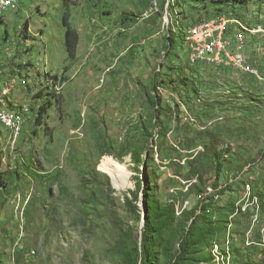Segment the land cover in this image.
Masks as SVG:
<instances>
[{
  "label": "rangeland",
  "instance_id": "rangeland-1",
  "mask_svg": "<svg viewBox=\"0 0 264 264\" xmlns=\"http://www.w3.org/2000/svg\"><path fill=\"white\" fill-rule=\"evenodd\" d=\"M12 1L0 9V110L24 122L16 142L0 124V264H264V84L187 52L202 20L190 23L217 3ZM243 10L248 23L228 24L261 42L264 0ZM179 25L190 26L174 43ZM106 159L124 164L125 188L100 169ZM215 183L228 188L209 215L199 197ZM247 183L258 203L231 219ZM152 199L175 214L147 219ZM169 217L145 254L146 224ZM220 220L226 235L216 232L220 249L209 251L201 235Z\"/></svg>",
  "mask_w": 264,
  "mask_h": 264
},
{
  "label": "built area",
  "instance_id": "built-area-1",
  "mask_svg": "<svg viewBox=\"0 0 264 264\" xmlns=\"http://www.w3.org/2000/svg\"><path fill=\"white\" fill-rule=\"evenodd\" d=\"M16 6L17 3H13L12 0H0L2 13H6ZM263 46V35H261V42H252L248 40V37H241L240 33L234 31L233 24L225 23L223 13L217 14L215 17L205 18L199 26L193 27V40H187V52H192L196 65L209 64L223 72L238 71L262 84H264ZM23 115L24 113L21 111L5 108L0 110V124L10 131V139L13 142H16L23 131ZM223 187L220 184L206 185L200 193V204L204 206L211 201L218 202L222 198L221 189ZM244 188L245 194L237 201L236 210L230 215L231 219L240 212H244L250 205L252 198V205L254 202L258 203L256 195L252 194L251 185L247 183ZM176 210L178 213L182 211L180 207H177ZM262 228L264 230V227ZM253 229L252 227L248 231V236L252 234ZM223 248L225 251H229V247ZM213 249V251H219L220 245L216 243Z\"/></svg>",
  "mask_w": 264,
  "mask_h": 264
},
{
  "label": "trees",
  "instance_id": "trees-1",
  "mask_svg": "<svg viewBox=\"0 0 264 264\" xmlns=\"http://www.w3.org/2000/svg\"><path fill=\"white\" fill-rule=\"evenodd\" d=\"M214 2L217 3V7L215 9L216 11L214 14L208 16L207 18L216 16L217 14H220V13H224L227 16L231 15V17H235V18L242 20L243 23H248V20L250 19L251 16H247V13L245 10H243V8H245L247 5H250L252 3V0H214ZM203 19L204 18L200 19L199 21L195 20V21L191 22L190 25H193L197 22H200ZM68 21H69V14H66L65 22L68 24V29H67V33H66V40H67L66 42H67V46H68L69 57L71 60H75L77 57L76 51H77L78 39H77L76 32L73 29H71ZM259 22L264 24V22L261 19L259 20ZM259 22L257 21L256 23H259ZM190 25H188V26L179 25V28L176 29V31H175V37L174 36L170 37V41H173L175 43L176 42L175 40L179 39V40H182L183 42H185L183 30L185 28L189 27ZM186 40H187V38H186ZM54 78L56 79V76H54ZM187 79H189V78H187ZM193 82L196 84L197 87L199 86V84L196 81L193 80ZM133 160L137 166L136 169L139 170L138 165L142 161L140 156L137 154L133 158ZM144 161L145 160H143V162ZM218 163H220V161ZM2 183H5V182L0 181L1 185H2ZM139 183H140V181H139ZM214 185H218V183H215ZM139 188H141V185H138V189L136 191L135 190L132 191V194H133L132 203L136 202L139 198V196H138ZM227 188L228 187L224 186L221 189L222 195L226 192ZM203 190H204V188L202 189V191ZM216 203L217 202H215V201L214 202L211 201L207 205H204L205 212L209 213V215H215L216 210H217L216 208H218V207H216ZM235 210H236V207H235V205H233V212L232 213H234ZM146 211L148 213L147 219H149V217H152V216H156V218L161 217V216L166 217L168 214L172 215V213H173V215H174L176 212L174 210V207L167 206V205L162 206L161 203L156 199H152L146 205ZM194 213H195L194 211L186 212V216H188V218L190 216L193 217ZM169 221H170V217L165 219L162 223L155 225V227H152V225H150L149 223L146 224L147 228H146L145 233H144V246H143V251H145V254H146L147 248L149 247L151 242L155 244V239H152V237L150 236V233L154 232V231L157 233L163 232L165 227L168 225ZM218 224H219L218 229L214 230L213 228H210L207 231L206 236H204L203 234L201 235V239H200L201 244H202L203 248L208 244L207 250H209V251L213 248V246L216 243H218V240L216 239V232H220V234H222V232L225 233L226 221L220 220L218 222ZM225 235H226V233H225ZM205 249H206V247H205ZM141 264H150L149 261L147 260V257L142 260Z\"/></svg>",
  "mask_w": 264,
  "mask_h": 264
},
{
  "label": "bare ground",
  "instance_id": "bare-ground-1",
  "mask_svg": "<svg viewBox=\"0 0 264 264\" xmlns=\"http://www.w3.org/2000/svg\"><path fill=\"white\" fill-rule=\"evenodd\" d=\"M225 19H226L225 23L227 22V24L230 21L235 22V23H239V22L243 23L242 20L235 18V17H231V15L230 16L225 15ZM202 21L200 23H198L197 25H195L194 27L199 26L202 23ZM251 31L253 32V30H251ZM186 38H187V40H193V27L188 29V31L186 33ZM192 58H193V54H192ZM123 165L119 164V163H113L112 164L111 159H106V160L102 161V163L100 165L101 170L107 171L111 174L113 186L117 189H123L127 185V175H126V172L124 171Z\"/></svg>",
  "mask_w": 264,
  "mask_h": 264
},
{
  "label": "crops",
  "instance_id": "crops-1",
  "mask_svg": "<svg viewBox=\"0 0 264 264\" xmlns=\"http://www.w3.org/2000/svg\"><path fill=\"white\" fill-rule=\"evenodd\" d=\"M11 10H12V9L8 10L6 13L10 12ZM6 13H5V14H6ZM5 14H3V16H4Z\"/></svg>",
  "mask_w": 264,
  "mask_h": 264
}]
</instances>
